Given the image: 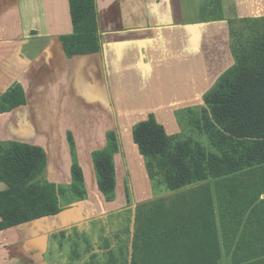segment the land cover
I'll list each match as a JSON object with an SVG mask.
<instances>
[{"label": "crops", "instance_id": "0c3cea01", "mask_svg": "<svg viewBox=\"0 0 264 264\" xmlns=\"http://www.w3.org/2000/svg\"><path fill=\"white\" fill-rule=\"evenodd\" d=\"M218 2V15L201 19L202 0H96L102 50L67 56L60 37L73 30L69 0H0V142L42 148L43 179L68 186L70 135L87 191L86 199L55 215L0 230V264H54L48 250L57 231L173 194L165 185L155 188L132 129L152 116L167 135L182 133V115L203 105L234 63L228 20L264 17V0ZM15 85L25 102L3 111V96ZM108 131L117 132L120 148L113 160L115 198L102 203L91 155L105 146ZM5 187L0 182V191ZM232 191L215 196L212 241L207 225L203 233L188 227L168 245L178 246L180 238L190 247L159 264L263 259L264 170L238 175Z\"/></svg>", "mask_w": 264, "mask_h": 264}, {"label": "trees", "instance_id": "16d2710c", "mask_svg": "<svg viewBox=\"0 0 264 264\" xmlns=\"http://www.w3.org/2000/svg\"><path fill=\"white\" fill-rule=\"evenodd\" d=\"M69 4L73 30L60 37L66 55L100 52L96 0H69ZM216 7L220 9L219 2ZM204 17L201 8V19ZM236 19L242 24L237 30L233 27ZM236 19L228 21L234 63L204 94L203 105L186 113L191 129L169 136L152 116L132 129L150 179L154 182L157 178L173 194L136 206L137 224L128 264H159V253L165 249L160 239L172 244L175 237L186 236L188 227L207 225L214 234L215 196L220 199L222 192L230 189L233 196L238 175L264 170V17ZM3 100L7 103L3 111L15 108L24 104V91L15 85ZM195 132L205 135L211 148L194 139ZM68 139L73 158L68 190L82 199L83 176L70 135ZM119 148L117 135L110 132L105 148L92 153L98 188L109 200L115 189L113 155ZM45 166L42 148L0 142V182L6 186L0 191V230L55 215L62 209L58 197L66 188L43 179ZM145 249L150 251L149 257ZM110 262L116 264L112 258ZM261 263L264 258L248 264Z\"/></svg>", "mask_w": 264, "mask_h": 264}, {"label": "rangeland", "instance_id": "374dc122", "mask_svg": "<svg viewBox=\"0 0 264 264\" xmlns=\"http://www.w3.org/2000/svg\"><path fill=\"white\" fill-rule=\"evenodd\" d=\"M217 1L218 0H202L203 5H201V8L203 13L206 15V17H213L217 14L215 11L217 9L216 7L218 3ZM233 27L235 30H237L238 28L242 27V24L236 19L234 20ZM184 115H186V113L183 114L181 118L183 121L182 123L184 126V130L189 131L191 128L190 125L187 123V118H186L187 116ZM110 132H114L119 140V136L116 131H108L105 134V141H106L105 146L107 145V134ZM193 137L208 149L211 148L209 146V140L205 135H199L197 132H195L193 133ZM105 146L103 148H105ZM70 153H71V149H70ZM114 155H113V160H114ZM91 159H92V155H91ZM76 163L82 172L85 195L82 199H79L74 194L70 193V190H68V188L72 183V175H71L70 185L62 186L63 189L66 188V193L58 197V204L60 207L73 206L74 203L86 199L87 191L85 187V178L83 175L82 168L79 165L77 159H76ZM92 163H93V159H92ZM72 164H73V158L71 153V166ZM113 166H114V161H113ZM93 167H94V163H93ZM114 171H115V167H114ZM96 180H97V175H96ZM153 183L155 188L156 187L160 188L165 185L161 183L157 178ZM124 191H125V196H127L126 200L130 202V197L132 196L131 194L132 189L130 186L129 178H127L125 182ZM98 192L105 200L102 203L110 202L115 198V193H116L115 189L113 192L114 196L111 200L107 199L105 195L101 193L100 190ZM136 210H137L136 207L134 208V210L133 209L131 210L129 208L118 209L117 211L103 214L102 216L96 217L94 219L85 220L84 222H81L78 225H73L69 227V229L67 230H59L55 234H53V237L55 238L50 247L51 251L49 252L48 250V254L50 253L49 255H51L52 258H54L55 260L54 264H109L111 258L116 262V264H128L130 262L132 255L131 242L135 231V225L137 224ZM70 216L71 218L75 217L73 213H71ZM145 219L147 218L145 217ZM150 220L151 219H147V221ZM55 222L59 223L60 220H55ZM208 228H209V235L213 239L214 235L212 233L211 227ZM200 232L203 233V228ZM181 237H185V236H181ZM209 239L211 238L209 237ZM160 240L161 243L165 244L164 251L162 253L161 252L159 253L160 258L170 254L173 255L172 253L174 251L177 250L181 251L183 249H188L190 247L189 239L180 240V238H178L176 241V242H180L178 246L175 245L169 246L165 239L161 238ZM165 252L167 253L164 254ZM145 254L147 255V257H149L151 253L149 250L145 249ZM146 255H143L142 258H145ZM213 255L214 254H211L212 257ZM170 263L173 264V260H171ZM217 263L218 262L216 261L215 264Z\"/></svg>", "mask_w": 264, "mask_h": 264}]
</instances>
